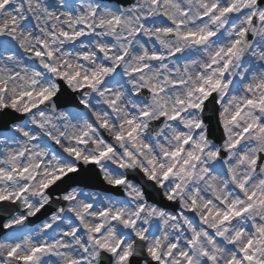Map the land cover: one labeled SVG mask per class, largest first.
Listing matches in <instances>:
<instances>
[{"label":"clouds","instance_id":"1","mask_svg":"<svg viewBox=\"0 0 264 264\" xmlns=\"http://www.w3.org/2000/svg\"><path fill=\"white\" fill-rule=\"evenodd\" d=\"M178 2L189 11L188 16H180L179 8L165 7L163 0L158 8L153 7L152 0H124V2L121 0H12L9 7L0 10V28H3L0 32V89H7L0 91V102L9 104L14 97H20L21 93H38L42 89H47L52 95L46 103L27 115L21 113V108L28 103H39V100L35 95L31 100L27 97L21 99L15 109L21 119L10 127H19L37 136L36 143L42 145L47 152L45 163L52 161L55 167V160L52 158L66 159L63 157V149L78 147L72 141L84 131L89 132L87 139L91 146L87 147V153L91 155L99 147H103L104 143L111 141L117 132L124 134L129 127L138 125L134 143L138 146L148 144L152 149L144 151L139 157L143 162L146 158L158 156L161 145L168 148L175 146L176 141L173 137L178 126L161 120L160 114L171 113L176 107L177 98L186 99L185 93L200 83L201 76L213 75L214 69L207 66L218 51L221 55L216 68H222L227 49L235 40L241 41L237 54L228 57L231 64L227 70V81L231 82L232 94L238 91L243 96L246 85L264 81V22L257 20L254 25L246 22L248 16L259 9V5L245 8L243 11L240 10L243 5H240L235 14L213 24L210 17L205 20L198 19L204 10L201 6L217 3L220 7H224L226 3H232V0H191V3L188 0H178ZM160 11L167 12L170 19L183 21V27L174 28L172 35H165L163 31L158 33L156 31L158 27L163 29L166 26H173L171 23L162 24L156 18L154 13ZM145 16H150L151 19L145 22L143 19ZM114 17L120 18L118 25L109 23ZM141 25L143 27H140ZM253 27L256 29L255 32L252 31ZM241 28L247 31L246 37L239 36ZM137 30L139 35L136 34ZM199 30L214 31L216 35L201 45H195L180 39L175 34ZM61 32L70 34L81 32L84 35L75 39H65L60 35ZM99 47L104 48L103 53L98 51ZM175 49L182 51L173 54ZM49 51L52 53L51 56L48 55ZM36 53L41 55L37 56ZM152 53H156L162 59L150 60L148 57ZM85 56L87 59H84ZM103 69L108 71L104 72ZM93 73L98 74L93 80L94 86H84L83 78L85 76L92 78ZM172 80H183L185 83L180 88H173ZM153 87L158 90L156 94L149 91ZM160 89L163 91H159ZM41 113L44 114L43 117ZM141 113L148 115L142 117ZM189 115L191 114L186 113L185 118ZM202 115H210V113H196L191 115V118H202ZM128 120H133L134 125H128ZM34 121L44 124V127L35 128ZM105 123L107 127H102ZM162 128L164 131H161ZM9 135L12 134L8 132L0 134V140L6 139ZM57 140L60 142L56 143ZM112 142L115 144L114 141ZM208 144L215 146L214 140H209ZM20 146L31 147L26 138L17 137L15 143L9 141L0 145V151H5L7 154ZM117 147L119 151L112 154L113 161L120 160L125 149L136 151L128 140ZM237 158L232 155V166L239 177L245 169L235 167ZM158 163L167 165L169 161H158ZM222 163L223 160L201 161L199 168L207 166L208 173L203 179H199L201 173L198 169L197 177L186 184L182 195L177 192L173 200V204L177 207L174 211L168 209L161 218L164 220L168 219L169 215H174L176 219L168 220L166 226H162L160 221L147 215L141 217V220L148 222L138 226L136 230L140 231L143 227L148 229V234L142 244L128 239L135 254L139 255L142 247L152 245L154 237L160 238L161 251H164L170 241L183 244L190 239L192 231L212 232L210 226L199 222V217L207 211L204 207L205 201L213 200L212 207L216 208L219 206L215 203L218 196L229 201L239 198L226 174L227 166L225 172L218 171ZM106 167L111 169L112 164L106 163ZM139 167L138 163L124 170V173L135 175ZM162 171L163 169L157 170V180L154 182L157 185ZM103 175L102 173L100 183L106 188ZM18 183L12 184L9 190L18 187ZM38 183L39 181L33 183V190H38ZM134 187L139 189L140 185ZM193 189L197 191L194 192ZM169 190L170 185L160 189V197L166 199ZM129 191L122 188L119 192H106L96 187H79L80 199L72 206L75 207L94 194L98 207L121 203L127 210L132 211L140 200L135 198L136 191H131L130 196ZM193 195L197 198L196 211L194 214H188L185 209ZM140 199L151 204L145 198ZM53 207L59 208L60 205L54 204ZM20 208L23 210L22 203ZM17 215L18 213L14 212L13 218ZM248 215L257 219L249 220L243 217L230 226L229 236L231 231L245 230L244 237L236 247H242L248 239L252 223H264V219H261L264 217V212L254 211ZM212 222L210 220L209 225ZM72 225V218L64 214L61 216V221L55 225L54 232L48 235L39 231L40 223L19 225L11 231L20 232L22 237L48 239L49 235L71 231ZM165 234L168 239L164 238ZM69 243L71 253L77 258H83L86 264H98L91 259L95 249L87 244L85 233L70 238ZM201 243L211 250V246L203 236ZM217 244L220 247H227L220 241ZM84 247H89L87 253H82ZM199 247L200 245L197 246L194 255L197 264H203L202 258L198 255ZM6 252L7 247L0 246V257ZM217 256L219 264H225L230 253L224 251L217 253ZM69 258L72 257H57L55 264H65V260ZM49 264H53V261H49ZM141 264H146V261L142 260Z\"/></svg>","mask_w":264,"mask_h":264},{"label":"snow or ice","instance_id":"2","mask_svg":"<svg viewBox=\"0 0 264 264\" xmlns=\"http://www.w3.org/2000/svg\"><path fill=\"white\" fill-rule=\"evenodd\" d=\"M161 2L162 0H152V5L158 8ZM188 2L191 3V0ZM11 3L12 0H0V10L9 7ZM163 3L165 7L179 8L180 16L190 14L178 0H163ZM240 5H243L240 8L241 11L259 5V9L248 16L246 22L249 25H254L257 20L264 22V0H232V3H226L224 7H220L217 3L204 4L201 6L204 10L198 19L205 20L210 17L212 23L216 24L224 17L235 14ZM154 15L162 24L171 23L174 26H166L163 29L158 27L156 29L158 33L163 31L165 35H172L174 28L183 27V21L170 19L167 12L160 11ZM143 19L147 22L151 17L145 16ZM109 23L118 25L120 18L114 17ZM2 31L3 28H0V32ZM252 31H256L255 27ZM136 34L139 35V30ZM175 34L180 39L190 41L195 45H201L216 35L214 31L203 30L176 32ZM60 35L65 39H75L84 33L61 32ZM247 35V31L241 28L239 36L246 37ZM240 42V40H235L227 49L222 68H216L221 55L218 51L207 66L214 69L213 75L201 76L200 83L185 93L186 99L177 98L176 107L171 113L162 112L160 114L161 120L178 126L173 137L176 144L172 148L161 145L158 156L146 158L143 162L139 160V157L144 154V151L152 149L148 144L138 146L134 143L139 127L137 125L129 127L124 134L117 132L111 141L104 143L103 147H99L91 155L87 153V147L91 146L87 139L89 132L84 131L72 141L78 147L63 149V157L66 159L52 158L55 160V167H53L52 161L45 163L47 152L42 145L36 143L37 136L19 127H10L21 119V116L15 112L21 99L27 97L31 100L35 95L39 100V103H28L21 108V113L27 115L46 103L52 95L51 92L47 89H42L38 93L24 92L20 94V97H14L9 104L0 102V134L5 132L12 134L0 140V145L7 144L9 141L15 143L17 137L26 138L28 144L31 145V147L20 146L17 150L7 154L5 151H0V157H4L0 159V213L6 214H0V246L7 247L6 254L0 257V264H49V261L55 264L57 257L65 256L72 257L66 259L65 264H86L83 258H77L71 253L69 243L70 238L80 236L81 233L86 234L87 244L94 247L95 251L91 259L97 261L98 264H141L142 260L146 261V264H197L194 254L197 252L198 245H200L198 255L202 258L203 264H219L217 253L224 251L230 253L225 264H264V223L251 224V232L242 247H236V245L244 237V229L231 231L229 236L230 226L236 221L243 217L255 220L257 218L248 214L254 211L264 212V81L246 85L243 96L238 91L232 94L231 82L227 81V70L231 64L228 57L237 54ZM98 51L103 53L104 48L99 47ZM180 51L182 49H175L173 54ZM36 55L40 56L41 53H36ZM48 55H52L51 51ZM148 58L152 61L162 59L156 53H152ZM84 59H87V56ZM50 71H55V69H50ZM103 71L107 72L108 69H103ZM97 75L93 73L92 78L85 76L83 85L93 87V80ZM184 83L183 80H172L171 87L180 88ZM0 91H7V89H0ZM149 91L156 94L158 90L153 87ZM186 113L191 115L210 113V115H202V118L193 119L191 115L185 118ZM40 115L43 117L44 114ZM146 115L148 113H141L142 117ZM33 123L37 129L44 127L42 123L36 121ZM127 124L134 125V121L128 120ZM205 125H207L206 129ZM102 127H107V124H103ZM185 129L188 131H184ZM161 131L164 129L162 128ZM125 140H128L136 151L125 149L120 160L113 161L112 154L119 151L117 145H122ZM209 140H214L215 146H210ZM59 142L56 141V143ZM230 153L238 157L235 167L245 169L239 177L232 166ZM204 159L223 160L218 171L225 172V166H227L226 174L239 198L229 201L227 198L218 196L215 203L219 206L216 208L212 207L213 200L205 201L204 207L207 211L199 217V222L210 226L211 233L192 231L190 239L183 244L170 241L164 251H161L160 238L154 237L152 245L142 247L140 254H135L128 239L142 244L148 234L146 228L136 230L138 226L148 222L141 220V217L147 215L157 219L162 226H166L168 220L176 219L174 215H169L168 219L164 220L161 218L173 204L177 192L182 195L186 184L197 177L198 169L201 173L199 179H203L208 173L207 166L199 168ZM158 161H169V163L165 165ZM106 163H111L112 168L108 169ZM138 163L140 167L135 175L124 173V170ZM158 169H163L159 174V185L154 183L157 180ZM102 173L104 174L103 181L107 184L104 191L119 192L124 188L130 190L129 196L131 191L137 192L135 198L140 202L134 210H127L121 203L104 204L98 207L94 194L82 200L75 207L72 206L80 199L79 187L88 188L92 187L96 181L101 182ZM36 181H39L38 190H33L32 185ZM172 181L176 182L171 183ZM17 182H19L18 187L9 190L10 186ZM135 185H140V188H135ZM168 185H170V190L166 199L160 197V189ZM193 191L197 190L193 189ZM140 198H145L151 204L145 203ZM21 203L23 210L20 208ZM54 204L60 207L54 208ZM196 206L197 198L193 195L185 212L194 214ZM49 208L52 209L51 213L56 214L48 215ZM14 212L18 213L15 218H13ZM64 214L72 218L71 231L49 235L48 239L22 237L20 232L11 231L19 225L40 223L39 231L48 235L54 232L55 225L61 221V216ZM210 220L213 222L209 225ZM185 223L187 224V221ZM112 225L116 227H110ZM125 234H127L126 237ZM202 236L211 246V250L202 245ZM164 238L168 239L167 234ZM218 241L227 247L218 246ZM81 251L87 253L89 247H84Z\"/></svg>","mask_w":264,"mask_h":264},{"label":"water","instance_id":"3","mask_svg":"<svg viewBox=\"0 0 264 264\" xmlns=\"http://www.w3.org/2000/svg\"><path fill=\"white\" fill-rule=\"evenodd\" d=\"M95 187V186H94ZM51 213V208L47 210V214L49 215Z\"/></svg>","mask_w":264,"mask_h":264}]
</instances>
